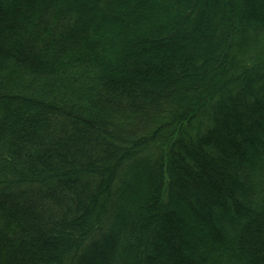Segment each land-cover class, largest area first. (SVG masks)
Returning <instances> with one entry per match:
<instances>
[{"label": "trees", "instance_id": "16d2710c", "mask_svg": "<svg viewBox=\"0 0 264 264\" xmlns=\"http://www.w3.org/2000/svg\"><path fill=\"white\" fill-rule=\"evenodd\" d=\"M0 264H264V0H0Z\"/></svg>", "mask_w": 264, "mask_h": 264}]
</instances>
